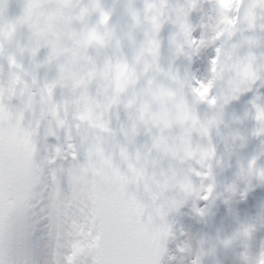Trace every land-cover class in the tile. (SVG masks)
I'll return each mask as SVG.
<instances>
[{"label": "clouds", "instance_id": "obj_1", "mask_svg": "<svg viewBox=\"0 0 264 264\" xmlns=\"http://www.w3.org/2000/svg\"><path fill=\"white\" fill-rule=\"evenodd\" d=\"M264 264V0H0V264Z\"/></svg>", "mask_w": 264, "mask_h": 264}, {"label": "snow or ice", "instance_id": "obj_2", "mask_svg": "<svg viewBox=\"0 0 264 264\" xmlns=\"http://www.w3.org/2000/svg\"><path fill=\"white\" fill-rule=\"evenodd\" d=\"M117 264H148L139 258V251L137 249H129L124 259L117 262Z\"/></svg>", "mask_w": 264, "mask_h": 264}]
</instances>
